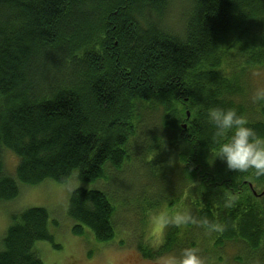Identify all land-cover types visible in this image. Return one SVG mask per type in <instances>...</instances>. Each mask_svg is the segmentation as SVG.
Here are the masks:
<instances>
[{"label":"trees","instance_id":"16d2710c","mask_svg":"<svg viewBox=\"0 0 264 264\" xmlns=\"http://www.w3.org/2000/svg\"><path fill=\"white\" fill-rule=\"evenodd\" d=\"M174 1L184 15L179 34L162 24ZM233 49L250 66L264 64V0H0V205L16 200L21 184L110 179L109 165L121 170L141 156L131 148L138 110L157 103L171 134L148 153L167 143L178 155L179 196L194 189L199 220L218 231L217 245L241 240L264 251V196L250 189L264 175L229 170L212 151L220 138L209 109L246 116L235 98L242 88L226 73ZM262 110L249 125L264 138ZM5 150L19 158L16 176L6 171ZM115 210L105 191L74 189L73 234L88 228L113 242ZM51 221L59 224L46 208L13 213L0 264H44L36 249L42 241L62 249ZM177 232L168 230L157 248L142 245V254L173 251Z\"/></svg>","mask_w":264,"mask_h":264},{"label":"rangeland","instance_id":"374dc122","mask_svg":"<svg viewBox=\"0 0 264 264\" xmlns=\"http://www.w3.org/2000/svg\"><path fill=\"white\" fill-rule=\"evenodd\" d=\"M178 2L170 3L162 24L179 34L184 29V15L182 4ZM227 58L226 73L231 75L233 82L238 83L235 86L242 88L235 98L244 105L245 117L248 122L262 120L264 101L254 100L253 97L257 90L264 89V64L250 66L234 49ZM143 104L138 110L136 136L130 139L131 148H136L133 155L137 156L140 152L141 156L129 161L121 170L109 165L110 179L96 183L74 179L69 184L54 181H46L38 186L21 184L20 196L0 205V249L3 248L11 215L27 208L41 207L49 210L52 217L59 221V224L51 221L50 230L56 242L62 246L58 250L49 242H38L36 249L44 264H165L169 256L179 255L185 248H195L205 264H264V251H254L241 240L222 246L216 244L218 231H207L199 220L194 204L199 196H196L194 189L188 186L184 195L179 196L184 180L181 184L182 172L175 165L178 155L172 154L167 143L162 150L154 149L151 154L148 153L155 140L166 141L171 134L163 121V108L157 103ZM4 157L7 173L16 176L18 156L5 150ZM154 160L156 177L148 173H151L148 166ZM197 186L195 182L193 187ZM253 186L258 193L264 190V184L255 182ZM76 188L101 189L109 195L116 208V238L113 242L106 244L98 241L88 228H85L82 236L73 234L75 223L68 216V206L70 195ZM183 214L189 217L188 222L179 226L172 222L174 217ZM170 229L179 231L175 233L174 250L157 259L145 257L140 250L142 245L148 248L163 245Z\"/></svg>","mask_w":264,"mask_h":264},{"label":"clouds","instance_id":"9594fccd","mask_svg":"<svg viewBox=\"0 0 264 264\" xmlns=\"http://www.w3.org/2000/svg\"><path fill=\"white\" fill-rule=\"evenodd\" d=\"M254 100L264 101V89L257 90ZM208 117L217 129L220 143L213 148V156L223 160L229 170L246 172L255 170L264 175V138L259 137L248 120L233 108H211ZM187 214L177 215L173 223L188 222ZM165 264H205L195 248H185L179 255L169 256Z\"/></svg>","mask_w":264,"mask_h":264},{"label":"water","instance_id":"95a60500","mask_svg":"<svg viewBox=\"0 0 264 264\" xmlns=\"http://www.w3.org/2000/svg\"><path fill=\"white\" fill-rule=\"evenodd\" d=\"M188 116H190V113H188ZM185 127H186V125H185ZM250 186H251V188H253V185H252V184H250ZM254 193H255L256 196H260V197L264 196V191H263L262 193L258 194V193L254 190Z\"/></svg>","mask_w":264,"mask_h":264},{"label":"bare ground","instance_id":"6f19581e","mask_svg":"<svg viewBox=\"0 0 264 264\" xmlns=\"http://www.w3.org/2000/svg\"><path fill=\"white\" fill-rule=\"evenodd\" d=\"M248 184V183H247Z\"/></svg>","mask_w":264,"mask_h":264}]
</instances>
